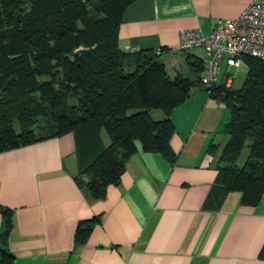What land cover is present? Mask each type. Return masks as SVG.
<instances>
[{"label":"crops","instance_id":"obj_1","mask_svg":"<svg viewBox=\"0 0 264 264\" xmlns=\"http://www.w3.org/2000/svg\"><path fill=\"white\" fill-rule=\"evenodd\" d=\"M251 1L134 0L123 12L119 45L129 53L158 49L168 76L192 78L191 64L204 56L200 49L179 51L178 31L208 34ZM227 111L199 84L168 114L150 111L153 120L172 126L174 164L137 144L101 200L74 180L104 146L101 128L0 152V210L10 211L11 222L4 248L12 264H263L264 193L247 207L238 193L222 195L215 186ZM93 216L99 222L73 247L74 225ZM3 229L0 214V234Z\"/></svg>","mask_w":264,"mask_h":264},{"label":"trees","instance_id":"obj_2","mask_svg":"<svg viewBox=\"0 0 264 264\" xmlns=\"http://www.w3.org/2000/svg\"><path fill=\"white\" fill-rule=\"evenodd\" d=\"M133 1L0 0V152L101 128L107 145L74 177L92 200H101L107 187L118 183L137 144L174 164L172 126L149 112L168 114L199 84L201 62L191 64L192 78L170 77L160 52L121 49L118 27ZM241 63L246 72L239 88L219 82L208 92L229 112L215 186L219 194L236 192L242 206L255 207L264 193V61L246 56ZM243 147L247 156L237 166ZM0 214V264H12L4 248L10 211ZM98 222L97 216L77 221L73 247L83 244ZM258 258L264 264V240Z\"/></svg>","mask_w":264,"mask_h":264},{"label":"built area","instance_id":"obj_3","mask_svg":"<svg viewBox=\"0 0 264 264\" xmlns=\"http://www.w3.org/2000/svg\"><path fill=\"white\" fill-rule=\"evenodd\" d=\"M177 37L179 51L200 49L203 53L199 85L209 92L221 79L228 88L232 78L224 71L220 74L222 64L237 69L246 56L264 61V0H252L236 18L219 21L208 34L182 29ZM152 53L157 55L159 50Z\"/></svg>","mask_w":264,"mask_h":264},{"label":"rangeland","instance_id":"obj_4","mask_svg":"<svg viewBox=\"0 0 264 264\" xmlns=\"http://www.w3.org/2000/svg\"><path fill=\"white\" fill-rule=\"evenodd\" d=\"M224 72L227 73L232 78V89H237L241 86L242 81L245 77L246 67L243 63H241L239 68H237V69L225 68ZM101 135H102V137H101L102 143L105 146L108 143L106 133L101 132ZM246 156H247V149L243 147L239 156L237 157L236 165L241 166L243 164Z\"/></svg>","mask_w":264,"mask_h":264}]
</instances>
